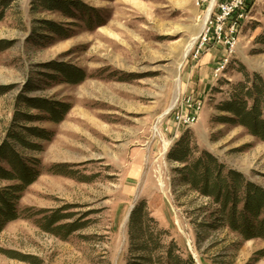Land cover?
<instances>
[{
  "label": "rangeland",
  "instance_id": "rangeland-1",
  "mask_svg": "<svg viewBox=\"0 0 264 264\" xmlns=\"http://www.w3.org/2000/svg\"><path fill=\"white\" fill-rule=\"evenodd\" d=\"M56 1L70 13L0 0V149L32 174L26 186L0 176V194L20 188L9 197L18 218L0 227V264H139L149 253L153 264H264V239L228 228L170 157L185 141L189 164L211 154L224 175L264 190V141L217 121L232 116L223 103L264 80V0L218 77L222 51L204 72L191 60L205 24L197 0ZM187 95L204 102L192 127L174 123ZM0 168L13 171L1 155Z\"/></svg>",
  "mask_w": 264,
  "mask_h": 264
},
{
  "label": "trees",
  "instance_id": "trees-1",
  "mask_svg": "<svg viewBox=\"0 0 264 264\" xmlns=\"http://www.w3.org/2000/svg\"><path fill=\"white\" fill-rule=\"evenodd\" d=\"M41 1L42 5L48 10L59 9L70 13L69 6L65 3L56 0ZM74 6L84 9L81 4ZM2 15L1 13L0 19ZM68 72H65V74L70 83L76 84L83 81L84 76L81 73ZM240 95L241 93L237 94L230 102H225L221 106L222 111L228 112L232 116H223L218 118L217 121L239 124L245 127L252 135L264 141V80L256 77L253 87L245 94L248 100H252L251 106H249L248 100H244ZM37 107L45 108L43 104H38ZM48 109L56 121H60L63 118L62 115L58 114L57 110ZM189 153L188 145L185 141H181L176 150L170 155L174 161L185 164L182 171L185 182L201 195L212 198L216 204H220L219 218L232 231L240 233L246 240L254 238L264 239V190L246 180L239 173L231 172L229 175H224L223 166L211 154L205 153L204 158L206 160L201 158L193 162V164H189ZM0 155L7 158L13 169L12 172H7L0 168L2 179L11 182L18 180L21 181L23 186L32 182V174L25 167L23 161L14 155L7 144L0 149ZM18 189L14 188L10 196L9 194H0V205L3 207H0V227L6 222L18 218L15 207L10 203L11 200L9 199V197L15 195V191ZM241 201L244 202L243 210L238 209ZM140 213L141 209H138L133 214V221L136 224L140 222ZM55 222L53 221V223ZM149 245H151L150 241L143 245L144 251L149 250ZM172 258L173 256L169 253L168 259ZM140 259L142 262H137L139 264H153V258L150 253ZM171 264L192 263L173 258Z\"/></svg>",
  "mask_w": 264,
  "mask_h": 264
},
{
  "label": "built area",
  "instance_id": "built-area-1",
  "mask_svg": "<svg viewBox=\"0 0 264 264\" xmlns=\"http://www.w3.org/2000/svg\"><path fill=\"white\" fill-rule=\"evenodd\" d=\"M257 0H197V6L205 12V24L197 39L191 60L199 62L202 57L213 51H222L224 57L218 63L215 77L226 69L230 59L236 53L240 43L243 24L249 19ZM187 110L175 107L174 123L192 127L198 122L204 102L199 98L187 95L181 101Z\"/></svg>",
  "mask_w": 264,
  "mask_h": 264
},
{
  "label": "crops",
  "instance_id": "crops-1",
  "mask_svg": "<svg viewBox=\"0 0 264 264\" xmlns=\"http://www.w3.org/2000/svg\"><path fill=\"white\" fill-rule=\"evenodd\" d=\"M214 52H216V51H213V52L206 54V56H204L202 58L201 62H199L200 64H198V65L199 66L201 65V71L202 72L207 71L206 69H208V67L206 65H209V63H211V60L213 59ZM199 69H200V67H199ZM196 97L199 98L201 96L197 95Z\"/></svg>",
  "mask_w": 264,
  "mask_h": 264
},
{
  "label": "bare ground",
  "instance_id": "bare-ground-1",
  "mask_svg": "<svg viewBox=\"0 0 264 264\" xmlns=\"http://www.w3.org/2000/svg\"><path fill=\"white\" fill-rule=\"evenodd\" d=\"M188 54V53H187Z\"/></svg>",
  "mask_w": 264,
  "mask_h": 264
}]
</instances>
